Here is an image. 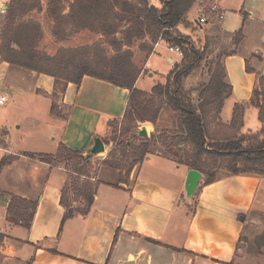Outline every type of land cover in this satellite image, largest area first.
<instances>
[{"label": "crops", "instance_id": "1", "mask_svg": "<svg viewBox=\"0 0 264 264\" xmlns=\"http://www.w3.org/2000/svg\"><path fill=\"white\" fill-rule=\"evenodd\" d=\"M202 2L203 7L195 4L189 11V17L195 15L191 22L197 23L200 11L207 9L203 13L209 14L208 20L199 31H207L212 44L230 52L222 62L232 93L223 103L220 123L229 126L235 104H243L241 132H256L261 124L249 101L256 73L264 77V0ZM239 30L243 39L235 47L232 38ZM161 45L168 73L181 61L167 44L156 43L136 88L141 79L154 76L151 57ZM246 64L256 73H248ZM194 85L191 74L183 86L188 90ZM1 96L7 103L0 107V162L12 160L0 171V264H247L239 245L252 231L264 228L263 176L227 174L209 185L201 180L187 199L184 183L190 169L151 152L133 168L127 184H118V171L100 167L88 215L62 222L60 198L67 172L28 155L54 156L61 144L85 152L94 138L108 135L109 122L121 121L129 91L88 76L78 86L66 83L58 91L52 77L0 60ZM38 102L46 105L47 120H26L32 129L12 139L9 107L16 111ZM60 106L66 111L58 116L53 107ZM252 116L256 120H246ZM159 121L144 129L155 132ZM173 123L163 129L171 130ZM10 195L37 202L29 230L7 222Z\"/></svg>", "mask_w": 264, "mask_h": 264}, {"label": "trees", "instance_id": "2", "mask_svg": "<svg viewBox=\"0 0 264 264\" xmlns=\"http://www.w3.org/2000/svg\"><path fill=\"white\" fill-rule=\"evenodd\" d=\"M159 2L161 8L150 5L147 0H137L134 3L131 0H49L47 15L54 23L53 36L58 41L67 40L68 31L77 33L88 30L103 36L104 43L111 47L115 55L109 58L101 49L90 59L84 49L78 48L61 50L59 56L51 58L32 50L23 55L20 48L9 49V55L3 61L52 77L57 90L59 81L78 86L84 76L127 89L129 96L122 117L125 127L120 134L128 136L129 139L138 138L134 134L138 129L146 125L155 126L163 106L177 115L171 131L155 130L149 139L140 138L142 142L138 145L129 144V139L117 142L121 145V160L103 163L123 171L119 175L118 184L128 183L131 171L144 161L150 153L155 134L160 133L166 135L160 138L163 143L169 139L167 147H175L179 153H183L179 156L177 164L202 173L203 185H209L216 180L212 169L221 162L225 163L229 174H255L264 177V77L246 64V71L256 73L257 76L249 105L257 110L260 129L256 132H241L246 108L243 104H235L229 126L222 125L219 115L224 101L232 93L231 86L226 82L222 59L230 52L224 51L219 57L210 60L207 67V83L198 88L184 89V80L205 61L210 45L206 42L200 47V39H193L180 32V27L189 28L191 22L188 20V13L195 3L198 4V0ZM63 3H69L66 16L62 14ZM35 7L27 0H10L6 14L10 19H21ZM192 23L200 30L199 24ZM146 38L150 40L149 46H145L147 54L151 53L158 40L171 48H178L182 54L181 61L173 65L164 83L156 84L149 92L135 87L142 70L132 63V54L122 50L123 47H130L134 42ZM242 39L243 35L239 30L233 35L232 44L237 47ZM16 45L21 47L19 43ZM96 45L97 51L101 44ZM62 89L63 86L60 90ZM113 122H109L108 127ZM115 140L116 137L112 139ZM102 142L106 144L103 139ZM186 147L189 149L185 150ZM28 157L51 166H64L68 177L60 198V205L65 211L62 222L74 215H88L99 185L98 182H89L93 156H87L85 152L74 151L61 144L54 156L29 154ZM11 160L12 158H3L0 171ZM70 195L71 199L68 198ZM9 197L7 222L29 230L37 202L13 195ZM76 200L80 205L73 207L72 203Z\"/></svg>", "mask_w": 264, "mask_h": 264}, {"label": "rangeland", "instance_id": "3", "mask_svg": "<svg viewBox=\"0 0 264 264\" xmlns=\"http://www.w3.org/2000/svg\"><path fill=\"white\" fill-rule=\"evenodd\" d=\"M131 1H133L134 3L137 0H131ZM149 1L150 3L158 7L159 5L158 0H149ZM27 2H29L30 4L36 7L33 10H31L28 14L23 16L21 19L18 17H13L12 19H10L6 14L10 0H0V60L2 61L5 60V57L9 55L8 52L9 49L19 50L20 48L22 49V51L20 52L23 55L28 54L29 53L28 51L32 50L35 53L46 54L51 58L59 56L58 54L61 50H74L78 48L84 49L85 52L87 53L86 56L89 57L90 59H93L95 53L100 52L101 49L102 51L106 52V55L109 58L110 56L115 55V52L111 49V47L108 46L106 43H104L105 41L103 36L91 33L88 30L79 31L77 33L68 31L69 32L68 39L65 41L62 40L58 41L53 36L54 23L47 15L49 0H27ZM197 5L203 7L204 3H200V4L198 3ZM63 8L64 9L62 14L64 16L68 15L69 3H63ZM206 10L207 9H204L203 12H206ZM193 16L195 15L192 14L190 17L188 16V20L190 22ZM18 27H21L22 29L17 30ZM26 29H28L29 31ZM16 31L18 35H16ZM180 32L182 35H189L193 39H200L201 40V43L199 45L200 47L204 46L206 42L210 43L205 61L201 63L200 67H198L195 71L191 73L193 79L195 80L194 88H198V86H200L201 84H205L208 82L209 75H208L207 67L210 60H214L216 57H219L221 53L224 52V50L221 47H219V45L212 44L210 42L211 37H209L208 32L199 31V29L195 27L192 22L189 25L188 29H184L183 27H180ZM14 42L16 44L19 43L21 47L18 48V46ZM159 42H163V41L158 40V42L156 43ZM96 44H101L100 45L101 48L100 49L98 48L97 51H96V47H97ZM149 44H150V40L146 38L142 41L134 42V44L130 47H123L122 50L130 52L132 54V63L136 67L140 68V70H142V66L145 63L146 58L152 53L155 45V44L153 45L151 53L147 54L145 50V46H149ZM163 45H161L157 50V52H155V54L151 57V60L154 62V66L151 69V71L154 73V76L151 78L144 77L143 79H141L137 87L138 90L149 91V89H151L152 86H155L158 83H164L165 80H163V78L166 77L168 73L167 67L169 64L165 60L166 55L162 53L160 55V52L162 50H165L164 49L165 47ZM157 61H159V63H157ZM147 72L148 71L143 72L144 75L147 74ZM64 85L65 82L59 81L58 91H61L60 89ZM46 109H47L46 105L43 102H38L36 104L28 103L26 104V107L24 109L16 108V111L14 110L13 107H9L8 120L11 121L9 122L8 131L12 139L17 138L18 136L21 137L22 134L27 133L28 130L32 129V126L26 120H33V119L47 120ZM63 111H66V109L61 106L53 107V113L57 114L58 116ZM176 118L177 115L175 113L170 111L168 107L163 106L160 111V115L158 117V120H160L157 126L158 130L159 131L163 130V128H165V126L163 127V125L169 127L170 126L169 124H172L173 120H176ZM15 120H18L20 122H15ZM167 120H169L168 123H166ZM219 120H221L220 115H219ZM246 120H256V119L254 118V116H252V118L248 117L246 118ZM18 126H21L20 130L17 129ZM39 126L42 127V125ZM124 127L125 124L122 119L121 121H114L109 127L108 135L103 139L106 143L105 153L102 155L93 156L91 159L93 166L89 174V177L93 178L94 180L89 181L90 183L94 184L96 182L95 177L100 167L102 166L108 167L104 165L103 163L104 161L119 162L121 160V150H120L121 145H119V143L117 144V142L118 141L122 142L129 139L128 136H125L124 134L123 135L120 134ZM147 132L149 139L151 133L153 132H151L150 130H147ZM232 132L233 131H230V133ZM2 135L3 133H0V137ZM161 136H166V135H163L161 133L160 135L155 134L154 140L152 142V147L150 148V153L151 152L156 154L159 153L160 155H163L171 159L175 163L179 162L180 160L179 156L183 155V153H179L175 147H167L166 143L169 142V139L167 140L166 143L165 142L163 143L161 140L162 139ZM114 137H116V140L112 141ZM138 138L132 137L131 139H129L130 141L129 144H133V145L140 144L142 141L140 140V138L139 139ZM0 143H2L1 140ZM186 149L188 150L189 147H186L185 150ZM57 166H62L64 168L63 165H57ZM216 166L214 167L212 166L214 168L212 170L216 178L229 174L228 170L226 169L225 163L221 162ZM121 172L123 173V171H118V175H120ZM203 180L204 177L202 178V181ZM200 184L202 183L200 182ZM68 198L71 199V195L68 196ZM76 202L78 203L79 201L76 200ZM72 205L74 207L76 204L73 202ZM77 206L78 205H76V207ZM239 247L241 250L240 253L242 257L246 258L245 262L247 264L250 262L251 264H264V228L258 231H252V233L249 234L247 238L242 240V243H240Z\"/></svg>", "mask_w": 264, "mask_h": 264}, {"label": "water", "instance_id": "4", "mask_svg": "<svg viewBox=\"0 0 264 264\" xmlns=\"http://www.w3.org/2000/svg\"><path fill=\"white\" fill-rule=\"evenodd\" d=\"M149 76H151V74H149ZM134 134L143 140L148 139V132L144 128L138 129L137 131H135ZM104 153H105L104 143L98 137L93 139L92 145L85 151V155L87 156H98ZM202 178H203L202 173L197 170L190 169L187 172L184 183V192H185V197L187 199H190L195 194Z\"/></svg>", "mask_w": 264, "mask_h": 264}, {"label": "built area", "instance_id": "5", "mask_svg": "<svg viewBox=\"0 0 264 264\" xmlns=\"http://www.w3.org/2000/svg\"><path fill=\"white\" fill-rule=\"evenodd\" d=\"M198 3L200 4V3H203V2H202V0H198ZM212 9H213V8H212ZM213 10H214V9H213ZM211 11H212V10H211ZM207 12H208V11H207ZM209 12H210V11H209ZM208 15H209V14H207V13H203V12L200 11V16H199V18H198L197 24H199V25H203V24H205V23L207 22V20H208ZM219 18H222V17L220 16ZM170 51H174V52L179 53L180 55H182V54H181V51H180L178 48H171V47H170ZM6 103H7V98H6V96H1V97H0V107H1V106H4Z\"/></svg>", "mask_w": 264, "mask_h": 264}]
</instances>
